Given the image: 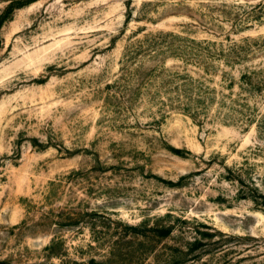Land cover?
Instances as JSON below:
<instances>
[{
  "label": "rangeland",
  "instance_id": "374dc122",
  "mask_svg": "<svg viewBox=\"0 0 264 264\" xmlns=\"http://www.w3.org/2000/svg\"><path fill=\"white\" fill-rule=\"evenodd\" d=\"M0 264H264V0H0Z\"/></svg>",
  "mask_w": 264,
  "mask_h": 264
},
{
  "label": "trees",
  "instance_id": "16d2710c",
  "mask_svg": "<svg viewBox=\"0 0 264 264\" xmlns=\"http://www.w3.org/2000/svg\"><path fill=\"white\" fill-rule=\"evenodd\" d=\"M5 19L6 18H5L4 15L0 16V32H1L2 26H3L4 22H5ZM2 44H3V40H2V37H1V34H0V48H1Z\"/></svg>",
  "mask_w": 264,
  "mask_h": 264
}]
</instances>
